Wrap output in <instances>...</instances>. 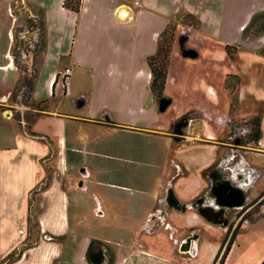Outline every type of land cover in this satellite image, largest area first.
I'll return each instance as SVG.
<instances>
[{
    "label": "crops",
    "instance_id": "1",
    "mask_svg": "<svg viewBox=\"0 0 264 264\" xmlns=\"http://www.w3.org/2000/svg\"><path fill=\"white\" fill-rule=\"evenodd\" d=\"M12 1L0 0V264L30 237V194L44 179L45 164L53 171L33 199L35 242L10 264H106L101 243L112 245V264H213L229 232L226 206L238 211L264 198V31L246 37L242 30L264 12V0H82L79 13L65 9L63 0H29L44 9L46 31L32 92L45 105L30 128L39 136L24 130L6 105L19 79L10 58ZM170 24L176 31L167 103L159 107L147 58ZM226 46L240 50L234 60ZM237 77L232 109L226 84ZM73 81L82 86L73 89ZM254 118L261 120L257 146L221 141L228 121ZM95 133L161 146L138 153L151 168L136 174L142 186L133 207L124 211L133 198L103 190L106 202L117 203L113 216L100 212L101 199L86 215L70 209H89L85 196L68 190L87 191L91 169L82 160L104 155L96 151ZM106 166L99 177L120 176ZM94 218L114 226L116 236L87 234ZM235 225L223 264H261L264 213Z\"/></svg>",
    "mask_w": 264,
    "mask_h": 264
},
{
    "label": "rangeland",
    "instance_id": "2",
    "mask_svg": "<svg viewBox=\"0 0 264 264\" xmlns=\"http://www.w3.org/2000/svg\"><path fill=\"white\" fill-rule=\"evenodd\" d=\"M10 7L12 9V15H13L12 16L13 41H12L10 54L14 65L13 71L19 74V79L17 80L15 86L13 87L12 90L13 95L6 101V105L8 107V110H10L15 117L20 119L19 121L22 128L24 130H30L29 129L30 125L28 124V122L36 119V117L40 114V112L45 108V105L42 104L41 102L37 103L33 100L28 101V103L30 104L28 106L26 104L20 105L17 103H20L23 98V95L26 94V92L20 90L22 79L26 78L28 80H33L34 76L36 75L35 74L36 70H38L43 59L45 46L44 48H40L41 37H40V30L38 28L40 20L42 21V13L39 9V6H36L34 3L30 2L29 0H14L12 1ZM34 24L36 25L35 27ZM250 28L251 27L249 26L248 27L245 26L242 28V30H245L244 32L246 34V37L252 36L253 34L256 33V32L253 33V31L251 30L253 28L251 29ZM228 37L230 36L229 35L226 36V38ZM239 51L240 50L236 48V54H238ZM5 64L6 63H2L1 65L4 66ZM235 84L236 82L233 81V83H230V87L232 86L235 87ZM81 86H82L81 82L73 81L72 83L73 89H78ZM121 92H126V91L121 90ZM227 92L230 95L228 88H227ZM230 97H231V107L233 109V106L237 104V100L236 101L234 100V98L237 99V96L234 97L231 95ZM117 100L119 101V104H122L121 100H123V98L121 95L118 96ZM23 102H25V99L23 100ZM254 130H255V124L253 122V119H242L240 121L231 120L227 122V133L224 134V137L221 139V141L235 145L237 147H245V146L252 147L253 145L252 144L247 145L248 144L247 142L250 136L253 135ZM82 134H86V133L83 132ZM94 135L99 138V141L96 146V151L97 153H102L104 155L97 157L87 156L86 159L82 160L83 165H86L91 169V175L88 178H85L86 185L88 186L87 191L84 192L81 191L80 189L78 191L76 187L75 188L70 187V189L68 190L71 196L74 195L75 192L85 196V200L88 203L87 207H89V209L87 210L75 209L73 208V204L71 206L72 208L70 209L73 215H75V213L86 215L89 211L92 212V208L94 206H98L97 199H101L102 210H100V212H105L107 216H113L110 214V212L112 211L111 208L112 206H114L117 209L116 207L117 203L115 202V204L114 203L110 204L106 202L101 194L103 190L104 191L108 190L109 192L118 195L119 198H125V197L133 198L129 201L128 206H125L124 211L133 207V205L130 204L136 200L135 192L138 191V189L142 186V182H139L138 180L139 178L137 179L136 174L141 175V173L143 172H139V171H144L146 169L151 168L149 167V164L146 161V159L144 157L142 158L141 156H139L138 153H140L141 155L142 152L146 149H150L154 152V150H158L161 146L156 145L157 143L142 144L138 142L139 144H137L135 141H133L132 143L125 137H120V136L115 137L114 135H109V137H106L104 140H102L101 139L102 136H98L97 133H95ZM86 136L88 137L90 136V134H87ZM235 142L237 144H234ZM89 151H91V149H89ZM117 156H118V160L111 159L112 157H117ZM106 163L110 165L109 169L117 171L118 175L120 176L117 177L110 176L107 178L99 177V173L107 169ZM158 163L160 165L162 163L161 160H159ZM83 167L85 166H82V168ZM78 178H79V174L75 172L74 180L77 181ZM100 181H103L104 184L103 185L98 184L100 183ZM107 183H115V184L118 183L127 186L128 191L121 192L119 190H109L108 188L110 187V185ZM241 210L238 211L233 209L227 210V214H228L227 217L229 219V222H231V230H229L230 233L234 230L236 226L235 222L236 221L238 222L240 219L243 218L242 216H239L240 215L239 213L237 215V212ZM105 213H103V215ZM262 213H264V198L260 199V205L253 207L249 212H245L244 216L245 218L251 219ZM91 220L92 221L90 222L87 221L86 223V228L88 229L86 231L87 234L94 233L100 236L101 238L104 237L110 238L116 236L111 231V229H113L114 226L111 227L110 225H101L96 218ZM31 234L33 236L34 232L32 231ZM96 243L98 245L99 242ZM101 244H102L101 245L102 248L104 249V254L106 255V264H112L114 259V257H112L113 256V251L111 248L112 245H107L105 243H101ZM93 251L94 250H92V252L90 251L89 256H91L92 253H94ZM222 251H224V248ZM183 257L186 256L184 255Z\"/></svg>",
    "mask_w": 264,
    "mask_h": 264
},
{
    "label": "trees",
    "instance_id": "3",
    "mask_svg": "<svg viewBox=\"0 0 264 264\" xmlns=\"http://www.w3.org/2000/svg\"><path fill=\"white\" fill-rule=\"evenodd\" d=\"M81 1L82 0H63L62 6L67 9L70 10L74 13H79L80 9H81ZM40 11L42 13V21L40 20L39 22V30H40V37H41V43H40V48H44L45 46V21H44V9L40 8ZM36 25L34 24V27ZM249 27L253 28L251 29L256 33L262 32L264 31V12L255 15L251 22ZM175 31H176V26L173 24L168 25L159 35V40H158V45H157V50L156 52L149 56L147 58V64L148 67L150 69L151 72V91L152 94L154 96V99L157 103V105L160 107L162 105V102L165 99L164 97V88H165V83H166V79H167V70H168V65H169V61H170V53L172 50V46L174 44L175 41ZM39 47V46H38ZM226 53L227 55L230 57V59L234 60L236 58V48L232 47V46H226ZM263 55H264V50L262 51ZM37 73V70H36ZM35 73V74H36ZM36 76V75H35ZM34 76V79H35ZM34 79L33 80H28L26 78L22 79V83L20 85L21 89L24 92H26V94L23 95V98L21 100L20 103L17 104H21V105H30L28 103V101H32V92H33V86H34ZM236 84L235 87H230V85L226 84V89H229V93L230 96H234L236 97V92H237V87L240 83L239 78H236ZM13 95V93H11V96ZM10 96V97H11ZM25 99V102H23V100ZM234 100L236 101L237 99L234 98ZM42 103V102H41ZM43 104V103H42ZM14 118L19 121L20 119H18L17 117L14 116ZM34 120H31L30 122H28V124L30 125L29 129L31 128ZM253 122L255 124V130L252 136H250V138L248 139L247 143H253V145H258L259 142V138L261 135V120L260 118H254ZM28 133L31 136H39L38 134L31 132V130H28ZM51 156V154L48 155L47 159H49ZM44 167V171H45V177L42 180L41 184L38 185L36 188H34L31 191L30 194V208H29V217H28V229H29V233H30V237L28 238V240H26L18 249H16L15 251H13L11 254H9L6 259H5V263L6 264H10L12 262H14L16 259H18L22 253L28 249L30 246L33 245V243L35 242V236L36 233H38L39 230V224L38 221L36 220L34 211H33V199L34 196L36 194H38L41 190L45 189L46 187H48L50 180H51V176H52V168L50 165L45 164L43 165ZM34 232V237L32 236L31 232ZM229 234L230 232H228L225 235V238L222 241V244L220 246V250L218 252V255L214 261L213 264H215L217 262L218 259L219 260V264H223L224 260L227 256V253L230 249L231 244L234 241V237L236 235V231L233 232V234H231V237L229 238ZM33 237V239H32ZM224 248V251H222ZM222 253V254H221ZM221 254V256H220ZM264 264V261L261 263Z\"/></svg>",
    "mask_w": 264,
    "mask_h": 264
},
{
    "label": "water",
    "instance_id": "4",
    "mask_svg": "<svg viewBox=\"0 0 264 264\" xmlns=\"http://www.w3.org/2000/svg\"><path fill=\"white\" fill-rule=\"evenodd\" d=\"M166 103H167V100H164L163 102H162V104L164 105H166ZM199 204H201V205H205L204 206V215H206L207 217H210V214L212 213L213 214V212H212V209L210 208V207H208V205L207 204H205L204 203V200L202 199L201 201H199ZM226 204H228V203H226ZM203 209V208H202ZM230 209V206H226V211L227 210H229ZM211 214V215H212ZM228 222H227V220H226V223L225 224H227ZM227 226H228V224H227ZM191 240V239H190ZM190 240H188L187 241V244H186V247H189L190 246ZM184 250H185V248H183ZM96 264H99V262H96Z\"/></svg>",
    "mask_w": 264,
    "mask_h": 264
},
{
    "label": "flooded vegetation",
    "instance_id": "5",
    "mask_svg": "<svg viewBox=\"0 0 264 264\" xmlns=\"http://www.w3.org/2000/svg\"><path fill=\"white\" fill-rule=\"evenodd\" d=\"M183 121H186L185 119H182V121L181 122H183ZM180 123V122H179ZM257 201H253V202H249V203H247L245 206H244V208L241 210V211H239V212H237V215H238V213L240 214L239 216H242L243 218L241 219V220H243V219H246L245 218V216H244V213L245 212H249L253 207H255V206H257V205H260V201H258L257 203H256ZM251 208V209H250ZM251 218V217H250ZM230 228H231V224H230V222H228V230H230Z\"/></svg>",
    "mask_w": 264,
    "mask_h": 264
},
{
    "label": "built area",
    "instance_id": "6",
    "mask_svg": "<svg viewBox=\"0 0 264 264\" xmlns=\"http://www.w3.org/2000/svg\"><path fill=\"white\" fill-rule=\"evenodd\" d=\"M69 72V69H66V73H68ZM254 178L257 176V172L256 171H254Z\"/></svg>",
    "mask_w": 264,
    "mask_h": 264
},
{
    "label": "bare ground",
    "instance_id": "7",
    "mask_svg": "<svg viewBox=\"0 0 264 264\" xmlns=\"http://www.w3.org/2000/svg\"><path fill=\"white\" fill-rule=\"evenodd\" d=\"M123 15L124 16H121L122 18H126V14L123 12ZM10 58H11V56H10ZM226 193H227V191H226ZM186 253V252H185Z\"/></svg>",
    "mask_w": 264,
    "mask_h": 264
}]
</instances>
